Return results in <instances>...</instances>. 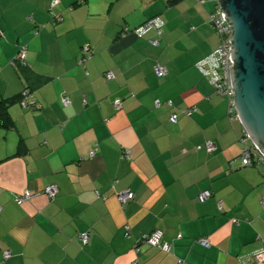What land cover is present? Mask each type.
Returning a JSON list of instances; mask_svg holds the SVG:
<instances>
[{
	"label": "crops",
	"instance_id": "obj_1",
	"mask_svg": "<svg viewBox=\"0 0 264 264\" xmlns=\"http://www.w3.org/2000/svg\"><path fill=\"white\" fill-rule=\"evenodd\" d=\"M215 7L0 0V100L31 91L28 104L9 107L14 126H0V264H241L264 244V162L242 164L243 126L196 67L219 43ZM154 16L164 20L161 35L121 34ZM84 46L92 55L81 63ZM209 140L215 151L197 149ZM126 189L135 197L122 205ZM25 190L34 196L19 205ZM156 229L171 253L143 243Z\"/></svg>",
	"mask_w": 264,
	"mask_h": 264
},
{
	"label": "built area",
	"instance_id": "obj_2",
	"mask_svg": "<svg viewBox=\"0 0 264 264\" xmlns=\"http://www.w3.org/2000/svg\"><path fill=\"white\" fill-rule=\"evenodd\" d=\"M205 1V0H202ZM215 2L216 7L214 11L210 14V21L217 31V34L219 36V43L218 46L214 51H212L210 54L206 55L205 57L198 60L196 63L197 69L205 76H207L211 82V84L214 86L215 90L219 94L226 95L229 98V113L231 116V119H237L238 115L235 109V91L231 79V69L233 68V62L231 60V51L230 47L232 46V33L233 30L231 29L229 23L225 19L224 10L222 9L221 3L219 0H212ZM59 2V0H52V5H56ZM164 26V20L161 16H154L144 23L138 25L137 27L130 28L128 26H125L121 34L126 35L128 33H134L135 35L142 37L149 33L150 31L154 30L159 35L162 33V28ZM92 51L90 50L89 46H84L82 50V57H81V63L86 61L89 57H91ZM21 59H25V50L20 54ZM155 72L159 77H163L167 75V69L162 65L155 66ZM116 73L115 71L111 70L106 73V77L108 79L115 78ZM30 93L24 92V99L22 100V103L24 105L29 103V100L26 99ZM62 102L64 105L68 106L71 104V99L68 96L62 97ZM170 106L173 105V102L169 100L167 102ZM115 106L116 108L121 107V99L117 98L115 100ZM195 111V108L186 110V113L188 115H191ZM177 114L173 113L170 120L173 123H176L178 118ZM242 142L244 143L240 160L242 161L243 165H255L258 162H264V155L260 152L258 147L253 144L248 134L245 130H243V135L241 138ZM204 148L208 153H212L217 149L216 143L212 140L206 141L204 145H199L197 149ZM130 151H126L124 153L123 157H129ZM92 155H94V152H92ZM44 192L47 194V196L51 199L55 198L58 194V187L55 184H50L45 187ZM211 191L206 189L203 190L199 196V201L203 202L206 199L211 197ZM34 194L29 191L25 190L21 194H18L15 196V201L17 204L21 205L25 203L26 201L30 200ZM135 197V194L130 189L123 190L119 193H117V198L119 202L122 205H125L129 201L133 200ZM264 204V202H263ZM2 210V207L0 206V211ZM126 235H129V228H127ZM90 233L89 231H83L80 233L79 238L81 242L86 245L89 241ZM200 242L205 245L209 246L210 242L207 238H201ZM143 243L152 246L157 247L163 252L171 253L173 251V244L170 241H167L164 238V231L161 229H156L150 234L145 235L143 239ZM11 255L9 250L4 251V256L7 258ZM239 262L241 264H264V244L253 251L250 254H246L239 257ZM183 260H179V264H182ZM140 264V263H136Z\"/></svg>",
	"mask_w": 264,
	"mask_h": 264
},
{
	"label": "water",
	"instance_id": "obj_3",
	"mask_svg": "<svg viewBox=\"0 0 264 264\" xmlns=\"http://www.w3.org/2000/svg\"><path fill=\"white\" fill-rule=\"evenodd\" d=\"M232 33L235 109L264 155V0H219Z\"/></svg>",
	"mask_w": 264,
	"mask_h": 264
},
{
	"label": "trees",
	"instance_id": "obj_4",
	"mask_svg": "<svg viewBox=\"0 0 264 264\" xmlns=\"http://www.w3.org/2000/svg\"><path fill=\"white\" fill-rule=\"evenodd\" d=\"M137 27V26H135ZM134 28V27H133ZM19 59L22 60V63H24L23 68H26V62L25 59H21L20 55H18ZM30 93V87L26 86L23 91L16 96L9 97V98H4L0 100V126L6 127V128H12L15 124L14 120L11 118L10 113H9V107L11 106L12 103L14 102H22V100L25 98L24 97V92ZM24 147L23 142L19 146V151ZM21 194V193H20ZM18 195V194H17Z\"/></svg>",
	"mask_w": 264,
	"mask_h": 264
}]
</instances>
